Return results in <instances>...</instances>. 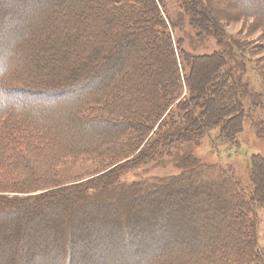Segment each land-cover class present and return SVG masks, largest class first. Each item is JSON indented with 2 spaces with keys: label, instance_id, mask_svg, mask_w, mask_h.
Listing matches in <instances>:
<instances>
[{
  "label": "trees",
  "instance_id": "obj_1",
  "mask_svg": "<svg viewBox=\"0 0 264 264\" xmlns=\"http://www.w3.org/2000/svg\"><path fill=\"white\" fill-rule=\"evenodd\" d=\"M178 1L195 27L208 36L214 29L217 51L184 52L171 36L164 0H0V30L10 35L0 53V264L32 258L33 241L46 236L50 208L72 201V212L49 230L54 246L40 251L49 264L75 263L79 247L98 252L106 264H264L252 210L264 206L257 173L264 161L251 158L246 192L240 177L192 151L213 133L223 145L236 143L243 124L232 121L245 117L241 96L250 86L240 81L249 55L257 57L252 64L264 89V8L234 0L220 13L225 16L213 17L212 0ZM234 21L250 22L247 35L261 30L260 41L228 36L222 23ZM130 48L134 57L126 58ZM100 67L106 76L94 90L45 101L48 94H70L78 88L75 79ZM216 90L233 97L227 114L207 107ZM85 155L113 168L57 189L43 182L59 161ZM41 157L37 170L32 159ZM157 163L179 170L157 177ZM17 214L28 223L16 234ZM162 239L191 254L161 256ZM221 241L226 250L220 253Z\"/></svg>",
  "mask_w": 264,
  "mask_h": 264
},
{
  "label": "rangeland",
  "instance_id": "obj_2",
  "mask_svg": "<svg viewBox=\"0 0 264 264\" xmlns=\"http://www.w3.org/2000/svg\"><path fill=\"white\" fill-rule=\"evenodd\" d=\"M233 1L234 0H212V4L210 6L208 5L209 6L208 10H209L210 15H212L213 17H217L214 14L219 13L218 15L225 16L223 15V13L222 14L220 13L228 9V4H232ZM241 2H242L241 4L244 6H248L250 4L252 8L254 7L256 9L258 8L262 10L264 8V0H258V2L256 1V3H255V0H245ZM164 3L166 5V9L168 13V15L166 14V16L168 17L171 24L173 25V28L175 29L171 33V36H173V39H175L176 43L177 42H179V44L181 43L180 46L182 47V50L184 52L187 53L189 51L190 53L197 54V55H205V54L210 55L214 51L218 50V47L215 41L213 40V35H212V32L214 31V29L209 28V30L212 32L210 33V36H208L207 35L208 31L204 33L202 29L195 27L192 24V21L188 20L189 18L187 17V14L184 12V8H183V11L179 9L178 0H164ZM12 8L19 9L20 5L13 4ZM233 11H234V14H236L235 13L236 10H233ZM232 13L233 12H231L230 14ZM233 17H237V16L235 15V16H232V18ZM0 24L2 23L0 22ZM246 24L249 25L250 22L244 23L243 21H234L231 23H226V22L222 23L224 31L228 36H234L236 37L237 40L242 39L247 42L248 40H250V42L253 41V43H258L260 41L262 31L259 29H253V31H250L252 34L247 35L249 30H248V27L246 28L245 26ZM3 25L5 24H2V26ZM206 26L207 25H205V27ZM0 35L2 37V42L0 43V53H1L4 50V48H6V44L7 46L9 45L10 41L8 39L10 35L5 34L3 30H0ZM245 37L248 40H246ZM129 38L131 39L132 37L128 36V39ZM141 39H142L141 40L142 42L145 41L146 43L147 42L149 43L147 37L146 38L142 37ZM136 40L140 42V40H138L137 38L133 37V39H131V41L133 42ZM133 42L132 44L134 45ZM125 47H127L126 44H125ZM147 47L150 51L153 52L154 49L151 47V45H148ZM130 52H131V48L128 49L127 53L130 54ZM125 54L126 52L124 53V55ZM133 54H136V52L135 53L133 52ZM139 54L142 55L143 53H139ZM164 55L165 57H167L166 54ZM130 56L134 57L132 54H130L126 58H129ZM256 59L257 57H252V56L250 57V55L248 56V61L245 67V73L243 74V77L240 81L242 83L247 82L250 88H248V91L245 92L243 96H241V99H242L241 101L244 107L245 117L244 118L240 117L238 120L234 119L232 121V123L237 126L238 125L240 126L243 124L242 132L237 134L238 136L235 141L236 143L233 145H223L222 140L219 137L214 136V133H213V135L212 134L209 135V138H208L209 140H207V142L204 143L203 147L200 146V147H197L195 151L192 150L194 153V156H197V158L201 162L222 164L224 168L229 169L230 173L234 174L236 177H238V179L240 177L242 179V180L240 179L242 181V185H243L242 187H244L246 192H249L252 189L251 182L249 181L250 179L249 177L252 172L251 158L253 156L255 157L259 156L261 160L264 161V89H263L262 83L260 82L261 79L259 77V74L256 72L252 64ZM187 64H188L187 68H186V65L184 66V72L186 73L188 71L190 62L187 61ZM198 65L199 64H195L196 66L195 70ZM96 70H97L96 73H94L95 70L94 72L88 71L87 73L79 76L78 77L79 79H75L72 83L77 84L76 87L78 88H73L74 91L70 92V94H67L66 92L62 95V97L60 95L59 96H55V95L48 96L49 95L48 94L47 97L49 98H46L45 101L51 100L53 102L54 101L58 102L59 99L66 100L67 98L68 99L71 97L74 98L75 96H77L78 94H80L81 92L85 90L88 92L94 90V88L100 86V84L104 80V77L106 76V71L102 70L101 67L100 69L96 68ZM161 73H163V79H164V77L166 76V73L164 72H161ZM208 75L210 74L208 73ZM208 75L206 76L205 74L204 78H200L202 80V83L209 81ZM206 78L208 79L206 80ZM235 79L236 78H233V83L234 85H237L238 81L235 83ZM204 83H203V86H204ZM70 84H67V85H70ZM240 89L241 87L239 88V90ZM216 91H217V96H215L216 99L208 103L207 107L215 111V113H217L218 115L224 114V113L227 114L229 110H232L230 108L233 106V97L231 96V94H228L226 92H223L220 90H216ZM236 100L238 101L237 96H236ZM233 112H234L233 114L236 113L235 109L233 110ZM179 149L180 148L175 147L174 149H172V151H174L175 153L179 151H184L183 149L182 150H179ZM39 160L42 161L43 158L41 157V159H38V158L32 159V163L37 165V168H36L37 170H40L39 168H40L41 163ZM112 168L113 167L104 168L98 162L97 158H93L91 156H86V155L76 157V158L64 159V160L59 161L57 165L53 166L51 168L52 170L50 173L49 172L45 173V176L47 177V179L43 182L46 183V186H50L52 183L57 184L58 186L54 187V189H57L58 187L69 186V185L75 184L77 183V180H84L93 175L94 176L100 175ZM178 170L179 169L175 168L174 165L172 164L170 165L159 164L157 165L156 169L152 170V173L153 175L157 177L159 176L162 177V176H168L170 174H175L176 172H178ZM260 171H264V170L262 168H259L257 172L258 181L260 183L259 186L261 190L262 188H264V174H262ZM136 172H138V170H136ZM136 172L130 173V175L126 177V179L130 180L134 178L133 174ZM24 176H27V174L25 173ZM51 179L52 181H50ZM76 205L77 203L75 201H72L69 203H64L62 208L61 207H57V208L51 207L50 208L52 209L53 213L50 219L47 220L48 221L47 223L49 226L47 227V230H45L46 236L45 238H43L42 243L41 242L37 243V241H33L34 242L33 244L35 247H32V248H35L37 251L33 253L32 258H28L25 261L23 260L24 261L23 264H26L27 262L28 264H49V262H45L44 260H42L43 259L42 254L40 253V251L41 250L43 251L44 248L48 250L47 247L54 246L52 240L50 239L52 235L50 234L51 236L50 235H49L50 237L48 236L49 230L53 226H58L60 223H62V220L65 217V214H70ZM252 210H253L255 221H256L255 222L256 223V243H257V248L260 251V249L264 248V206L256 205L253 207ZM25 214L16 215L15 217L16 219L14 221L15 225L12 226L14 229H12L11 231L16 230L14 231V233H16L19 230V228L21 229L23 228V226L25 227V225L28 223V216H26ZM85 218H86L85 216H81V219L84 221L86 220ZM33 222H35L34 224H36L35 227L37 228V225L39 222L37 221H33ZM209 223L210 222L208 221H204V224H209ZM31 226L33 227L34 225L32 224ZM32 227H29V228L32 229ZM66 231H67L66 229H63V228L61 229V237L63 233H65ZM30 232L32 233L33 229ZM85 232L88 233L87 230H85ZM187 238L189 237L188 236L185 237V239ZM146 239L149 240L150 238H146ZM158 242L161 243L162 248H163V251H162L163 254H160L161 256L173 255L175 253L177 254L178 252L182 253L185 251L186 252L182 254H187V255L191 254L190 248H188L185 251L182 248L180 250L178 249L175 250L174 249L175 246L171 245L170 242L167 241V239H162V241H158ZM223 243L224 242L221 241L220 245L217 246L220 253L225 252L226 250L225 245H222ZM99 248L101 250L104 247L100 246ZM84 250L86 249H83L82 247L75 249V255L78 257L81 255V257L75 258V263L73 264H92L94 262L99 263V261H101V264H106L104 261V258L102 259L101 256L98 255L99 254L98 252L94 251L92 253H86L84 252ZM196 254L201 255L198 253ZM97 256H100L99 257L100 259L96 258ZM183 258H179V255L178 257H176V259H183Z\"/></svg>",
  "mask_w": 264,
  "mask_h": 264
}]
</instances>
